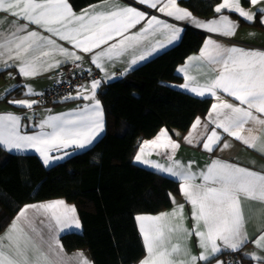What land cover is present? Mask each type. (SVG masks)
<instances>
[{
	"label": "snow or ice",
	"instance_id": "obj_1",
	"mask_svg": "<svg viewBox=\"0 0 264 264\" xmlns=\"http://www.w3.org/2000/svg\"><path fill=\"white\" fill-rule=\"evenodd\" d=\"M138 2L154 9L158 8V11L176 20L189 19L200 28L229 37L235 34L238 25L223 15L222 10L235 12L247 22H254L259 14L260 22L264 24V8L257 7L255 12L245 10L241 6V0H222L214 9L216 13L221 14L219 19L210 21L192 18L187 10L178 7L177 0ZM248 2L257 6L262 0ZM0 11L18 18L9 24L7 30L0 29V60H3L5 68L16 66L9 64V60L18 62V73L23 77H34L38 74L37 61L49 55L48 51H43L48 46H54L57 53L73 62L82 59L75 51L57 45L55 39L43 36L35 30L29 31L28 24L37 25L83 53H93L95 49H101L91 57V62L101 70L104 68L105 59L112 60L129 48H135L146 34L161 31L167 35V43L170 44L179 38L181 32L180 28L152 16L138 33L126 35L130 29L145 20L147 14L134 7L120 6L115 0H102L100 5L90 6L80 14L73 12L67 0H0ZM19 19L26 20L27 24H20ZM5 22L0 20V24ZM117 37L120 39L116 40ZM109 41L115 42L109 44ZM105 45L106 47L102 48ZM159 46L165 45L162 43ZM156 50L155 47L152 48V52ZM148 54L150 53L146 52L133 58L131 64L145 59ZM5 57L7 59H4ZM188 60L214 66L216 73L205 83L190 88L193 77L188 76L186 67L178 69L185 73L184 78L187 81L180 87L190 89L193 94L199 96L216 97L219 101L212 104L209 112V120L215 127L200 141L204 150L212 152L220 145L222 135L217 129L240 140L246 146L257 149L258 137L243 133L245 125L250 122L264 127V118L257 115L264 114V50L225 47L209 38L201 48L199 56L189 57ZM61 63L62 61H56L49 64L48 68L59 67ZM99 84L100 81L92 80L90 87L79 86L83 90L77 91L75 97H65L83 98L93 103L85 104L83 108L69 113L47 116L38 125L40 130L31 135L21 133L20 116L12 113L0 114V145L9 151L24 152L34 149L47 165L51 160L60 158L50 155L53 150L83 148L91 144L104 130L103 109L100 101L95 98ZM24 87L25 94H33L31 86ZM218 92L228 94L239 103L234 105L220 100ZM10 103L31 108L36 101L19 100ZM200 125L201 120L197 117L192 124L193 131ZM204 127L207 128V125ZM247 131L251 133L252 129ZM191 136L192 133L185 137L188 143L193 142ZM146 146L171 150V153L167 154L171 163L165 166L144 159L142 154ZM228 146L227 143L223 145L224 148ZM178 147L179 144L171 140L167 131L162 129L154 140L143 142L135 160L178 179L182 194L192 205L195 225L192 230H187L165 222L169 215L182 217V205L170 214L137 216L146 248V256L139 264H197L198 261L201 264H210L213 258L225 250L236 252L249 242L244 229L242 199L264 202V174L218 159H214L206 170L195 173L191 169V162L185 166L180 161L173 160ZM257 150L264 151V147ZM197 178H200L202 183H195ZM29 210H34V215L29 216ZM74 213V206L65 205L63 200L25 205L4 235L0 236V264H68V259L62 255L58 234L70 226L80 227ZM37 217H40L42 226L39 229L35 226ZM21 224L26 225L28 230L21 227ZM177 231H184L189 237L195 235L198 238V246L202 249L198 256L191 255L179 244L169 247L171 237ZM252 243L264 249V230L260 231ZM180 253L187 258L175 259ZM244 255L264 264V257L256 253ZM77 256L80 258L78 264H91L83 258L82 253ZM217 264L224 262L217 261Z\"/></svg>",
	"mask_w": 264,
	"mask_h": 264
},
{
	"label": "trees",
	"instance_id": "obj_2",
	"mask_svg": "<svg viewBox=\"0 0 264 264\" xmlns=\"http://www.w3.org/2000/svg\"><path fill=\"white\" fill-rule=\"evenodd\" d=\"M96 1L69 0L75 9ZM220 1L180 3L195 16L210 18ZM203 39L187 28L172 47L102 84L97 94L105 131L89 148L45 167L35 154L11 153L0 145V231L24 204L63 198L74 204L81 223L80 232L61 235L66 251L85 249L93 264H136L145 254L136 214L171 207L179 181L133 159L141 142L161 127L184 134L209 109L210 98L173 86L182 81L177 66Z\"/></svg>",
	"mask_w": 264,
	"mask_h": 264
},
{
	"label": "crops",
	"instance_id": "obj_3",
	"mask_svg": "<svg viewBox=\"0 0 264 264\" xmlns=\"http://www.w3.org/2000/svg\"><path fill=\"white\" fill-rule=\"evenodd\" d=\"M68 4L71 6L72 10L76 14H80L82 11L89 9L90 6H98L102 3V0L96 1L94 3H91L89 5H86L82 8L75 9L67 0ZM222 0L220 1V3ZM115 3H117L120 6H130L136 8L138 11L146 13L145 20H142L139 24H137L134 28L130 29L126 35H131L134 33H138L142 27H144L147 19H150L152 16H156L158 19L163 20L169 24L174 25L175 27H178L181 29V32L179 34V38L175 40L172 43H167V35L164 34L161 31H157L154 34H146L143 41L136 46L135 48H129L124 54L113 57L112 60L105 59L103 61L104 68L103 70L97 68L92 62L91 57L95 52L100 51L101 49H95L93 53H83L79 49H74L70 44H68L66 41L60 40L58 37L52 36V34L48 33L46 30L39 28L35 24H28V30H35L39 32L43 36L51 37L52 39L56 40L57 45H60L64 48H68L70 51H75L77 55H80L82 57L81 60L73 62L71 59H66L64 56L60 55L54 50V46H48L47 48L43 49V51H48L49 55L47 57H41L37 61V71L38 74L34 77H23L18 73V62L9 60V64H13L16 66L5 68L3 66V60H0V114H6V113H12L15 115H18L21 117V133L23 134H34L38 132L40 129L38 128V125L40 122L45 119L49 115H59L61 113H69L78 109L83 108L85 104L93 103L91 100H85L83 98H74V99H59L55 102L51 103H43L38 100V96L42 94L44 90H46L48 87L51 86L52 82L55 80L51 76V73L63 65H72L74 70L77 72L80 71H96L98 73V77L87 80L83 82L81 85L90 87V83L92 80H98L100 81L99 87L102 84L114 81L121 76H123L125 73L130 71L133 67L142 64L149 59L153 58L154 56L160 54L164 50L172 47L176 43L179 42L181 39L185 29L190 28L195 31H198L204 35L203 42L199 49L196 52L190 53L185 60L177 66L176 72L179 74L182 78L181 83L174 84L173 86L183 90L193 96L200 97V98H210L211 103L209 106V109L207 110L206 114L204 116H197L201 120V125L193 131L192 124L195 122L196 118L191 123L190 127L187 129V131L184 134H181L178 131L171 132L166 127H161L160 130L157 132L156 135L153 137L143 140L141 144L139 145V149L137 150L135 156L140 152V146L143 145L144 141H152L154 140L157 135L161 132L162 129L167 131L168 137L171 138V140L175 141L179 144V147L175 150L173 155V160L180 161L183 165L187 166L189 162H191V169L193 172L198 173L200 171L206 170L207 166L211 164V162L214 159H218L221 161H225L231 164H235L244 168H248L250 170L260 172L264 174V151L257 150L261 147H264V127L259 125H254L251 122L249 124L245 125V131L244 135H252L258 137V140L256 141L257 149H253L251 147L246 146L243 144L240 140L233 138L229 134H225L222 132L221 129H217V131L222 135V140L220 141V145L216 147L212 152H208L204 150L203 144L200 142L205 135L210 134L211 130L215 125H213L209 120V112L211 109L212 104L218 103V99L216 97H212L210 95L205 96H199L196 94H193L190 89H184L180 87V85H183L187 81L185 80V73H182L178 71L181 67H186V71L188 76L193 77L192 82H190V88L192 86H196V84H203L210 78L214 77L216 74L214 69V66H210L206 63H202L199 61H189V57H195L199 56L200 50L205 44V41L207 39H212L216 41L217 43L225 46V47H232V46H238L245 49H259L264 50V24H261L260 22V16L257 14L254 22H247L243 18H241L238 14L235 12L229 11V10H222V14L225 16H228L229 19L233 22H235L238 27L236 28L235 34L233 36H224L217 33H212L207 31L204 28H200L193 24L191 20L185 19V20H176L174 17H169L166 14L158 11L157 9L149 7L147 4H140L138 0H115ZM219 3V4H220ZM218 4V5H219ZM178 7L187 10L192 18H195L199 21H210L213 19H219V16L221 14L217 13L216 15L210 17V18H201L198 16L193 15L186 7H184L180 0H177ZM241 6L248 11L255 12L257 7L264 8V0L257 6H252L248 0H241ZM159 7V6H158ZM231 13H234L235 15H232ZM18 19L17 17H13L8 12L0 11V20L6 21L4 24H0V29L7 30L9 27V24L13 21ZM20 24H27L26 20L19 19ZM254 34V35H250ZM24 33H21L23 35ZM120 38L117 37L116 40H119ZM115 41H109V44L114 43ZM164 44V47H160V44ZM106 47L105 46H102ZM156 48L157 50L155 52H152V48ZM150 53L146 56L145 59L139 60L136 64H131V60L139 55H143L145 53ZM38 55V54H37ZM4 59H7L5 57ZM56 61H62V63L59 65V67H53L48 68L49 64H53ZM80 85V86H81ZM24 86H31L33 89V94H25L26 89ZM95 93V98L99 100L98 97V89ZM5 89H8L6 92ZM80 87H78L73 94L70 96L75 97L77 91H82ZM218 97L220 100H224L228 103H232L234 105L238 104L239 102L236 101L234 98L229 96L228 94L218 92ZM19 100H29V101H36L35 104L31 108H27L24 106H19L17 104L10 103V101H19ZM100 101V100H99ZM100 105L103 109V106L100 101ZM104 113V109H103ZM261 118H264V114H257ZM207 125V128L204 127V125ZM251 128L252 131L249 133L247 130ZM105 131V115H104V130L100 132V134L92 141L91 144L86 145L83 148L78 147H69L67 149H61L59 151L53 150L50 152V155L53 157H60L59 159H53L51 162L47 165L43 163V158L37 153L34 149L33 150H27L24 152H19L16 150H7L4 146H2L6 151L16 154H35L39 157L41 162L45 167L51 166L55 163L63 161L68 156L81 152L87 148H89L95 141H97ZM192 133V143H188L185 140V137L189 136V134ZM164 139V138H162ZM224 143H227L229 146L227 148H224ZM65 152H67V155H65ZM171 153V150L169 149H153L151 146H146L145 152L142 154L144 159H148L150 161L157 162L162 165H169L171 161L168 159V155ZM134 156V162L138 165L156 170L158 172H161L167 176L172 177L171 175H168L162 171L157 170L156 168L145 165L142 162H137L135 160ZM175 178V177H173ZM177 179V178H175ZM178 180V179H177ZM195 183L199 184L202 183L200 178H197ZM174 203L171 207L162 210L157 213H138L135 216V222L137 225V228L139 230V233L142 238V234L140 232V222L137 221L136 217L139 215H150V216H156L158 214L164 213V214H170L174 210L178 208V206H183V215L182 217H172L167 216L166 217V223H169L173 226H181L183 229L192 230L195 225V221L192 218V205L190 202H188L185 198V196L182 194L180 190V182H179V194L173 195ZM56 200H63L65 202V205L67 206H74V204L67 202L63 198H54V199H48V200H42V201H34L29 202L21 206V208L17 211V213L14 215L12 220L4 227L3 230L0 231V236L4 235L6 230L9 228V226L12 224L14 218L18 215L20 210L24 208L25 205H39V204H45L48 202L56 201ZM242 210H243V216L245 219L244 229L248 235L249 242L246 243L241 249L238 251L240 252V255L243 259L244 264H260V262L250 259L248 256L244 255L245 253H256L260 257H264V249L258 248L254 243H252L253 240L256 239V237L260 234L261 230H264V202L252 200V199H242L241 201ZM75 208V206H74ZM29 216L34 215V210H29ZM75 218L78 220L80 227L76 228L74 226H70L68 228L63 229L58 234V240L59 244L62 245V255L68 259V264H78L79 257L77 256L78 253L83 254V258H86L88 261L93 264L90 255L87 250L85 249H76L73 251H66L63 247V244L61 242V235L66 232H80L81 231V223L79 220V216L77 213V210L75 208V213L73 214ZM71 225V221L69 222ZM35 226L39 229L41 228L40 224V217H37L35 221ZM21 227H24L27 231V226L21 224ZM46 231V230H45ZM143 241V238H142ZM218 243H220L218 241ZM144 244V243H143ZM173 244H179L181 248H185L188 250V252L191 255L198 256L202 249L198 246V238L195 235L188 236L186 232L184 231H177L173 233L171 237V241L169 244V247H171ZM145 248V245H144ZM229 250H225L221 254H218L215 258H213L210 261V264H217V261H223V254ZM146 256V248H145V254L144 256L136 263L139 264V262L144 259ZM187 257L183 255V253L177 254L175 256V259L177 260H183ZM197 264H201V262H197Z\"/></svg>",
	"mask_w": 264,
	"mask_h": 264
},
{
	"label": "built area",
	"instance_id": "obj_4",
	"mask_svg": "<svg viewBox=\"0 0 264 264\" xmlns=\"http://www.w3.org/2000/svg\"><path fill=\"white\" fill-rule=\"evenodd\" d=\"M51 76L55 80L50 87L38 96L40 102L51 103L59 99H65V97L73 94L83 82L97 78L98 73L94 70L77 72L72 65H63L55 69ZM223 261L224 264H243L240 254L231 250L223 254Z\"/></svg>",
	"mask_w": 264,
	"mask_h": 264
}]
</instances>
